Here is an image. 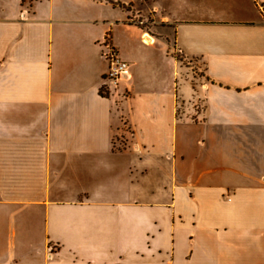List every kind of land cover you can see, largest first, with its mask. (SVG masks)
<instances>
[{"label":"crops","instance_id":"crops-1","mask_svg":"<svg viewBox=\"0 0 264 264\" xmlns=\"http://www.w3.org/2000/svg\"><path fill=\"white\" fill-rule=\"evenodd\" d=\"M258 1L0 0V264H264Z\"/></svg>","mask_w":264,"mask_h":264},{"label":"built area","instance_id":"built-area-1","mask_svg":"<svg viewBox=\"0 0 264 264\" xmlns=\"http://www.w3.org/2000/svg\"><path fill=\"white\" fill-rule=\"evenodd\" d=\"M260 12L264 19V0L258 1ZM105 58L109 62V70L106 75V80L118 84L119 81L128 73L129 62L123 60L116 47L108 43L105 49Z\"/></svg>","mask_w":264,"mask_h":264},{"label":"trees","instance_id":"trees-1","mask_svg":"<svg viewBox=\"0 0 264 264\" xmlns=\"http://www.w3.org/2000/svg\"><path fill=\"white\" fill-rule=\"evenodd\" d=\"M135 23L139 24L140 26L146 27V24L140 19H136ZM180 57H181V59H183L181 55H180Z\"/></svg>","mask_w":264,"mask_h":264}]
</instances>
